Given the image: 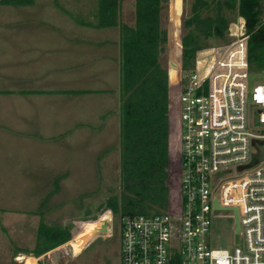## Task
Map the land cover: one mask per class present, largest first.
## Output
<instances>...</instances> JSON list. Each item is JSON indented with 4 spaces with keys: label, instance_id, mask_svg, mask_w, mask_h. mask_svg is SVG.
Masks as SVG:
<instances>
[{
    "label": "rangeland",
    "instance_id": "374dc122",
    "mask_svg": "<svg viewBox=\"0 0 264 264\" xmlns=\"http://www.w3.org/2000/svg\"><path fill=\"white\" fill-rule=\"evenodd\" d=\"M190 1L167 0L163 10V24L167 29L164 63L167 73L172 68L169 59L178 64V85L184 69L182 20L190 13ZM132 2L121 0L122 22H133ZM261 5L260 20L264 22L262 2ZM226 18L227 36L229 28L243 16L236 6L227 12ZM81 21L98 22V0L0 4V90L35 87L36 84H29V77L44 73L51 81L46 82L47 86H55L54 80L62 77L63 85L69 88L106 89L64 98L63 125L56 120L52 125H40V115L36 114L37 120H33L35 116L31 115L29 106L14 100L13 96L7 97L9 101H0V253L5 261L10 260L11 248L19 243L26 248L38 247L33 237L40 226L47 229L58 224L69 238L51 249L59 259L53 254L49 257L52 262L44 259L42 264H120V221L111 207V202L117 200L121 192L119 69L106 57V53L115 48L108 43H85L81 47L73 40L84 37L99 41L110 36L116 27L96 28L82 25ZM68 37L72 41L71 48L65 42ZM222 43L216 40L212 46L198 50L195 59ZM249 76L250 89L264 83L261 71L251 69ZM177 93L167 94L170 153L174 158L171 171L170 161L168 165L166 208L178 197L175 191ZM49 116L58 118L48 112L47 120ZM107 212L109 215L103 216ZM218 213L210 227L212 246L243 247L244 238L234 233L230 212ZM102 220L108 221V229L102 233L104 239H90L93 234L87 230L89 225L94 223L97 227ZM87 239L90 240L83 245Z\"/></svg>",
    "mask_w": 264,
    "mask_h": 264
},
{
    "label": "built area",
    "instance_id": "2783aa9c",
    "mask_svg": "<svg viewBox=\"0 0 264 264\" xmlns=\"http://www.w3.org/2000/svg\"><path fill=\"white\" fill-rule=\"evenodd\" d=\"M226 37L181 70L178 197L160 212L119 218L120 264H264V157L253 158L254 140L264 141V83L249 88L244 19ZM233 208L243 247H213L212 219L233 218Z\"/></svg>",
    "mask_w": 264,
    "mask_h": 264
},
{
    "label": "trees",
    "instance_id": "16d2710c",
    "mask_svg": "<svg viewBox=\"0 0 264 264\" xmlns=\"http://www.w3.org/2000/svg\"><path fill=\"white\" fill-rule=\"evenodd\" d=\"M34 0H0L5 5H28ZM262 0H191L182 20L181 57L184 69L194 66L198 50L226 39L227 12L238 7L248 34L251 69H264ZM167 0H133V22L120 20L121 0H98L95 26H115L119 33V180L121 192L111 202L122 218L166 209L170 122L167 105V67L164 63L167 29L163 10ZM178 156V155H177ZM176 156V158H177ZM173 181V180H172ZM172 181L170 183H172ZM171 184L169 188L170 194ZM105 213L103 216H107ZM42 225V224H41ZM69 238L58 224L40 226L36 252L52 249ZM44 243V244H43Z\"/></svg>",
    "mask_w": 264,
    "mask_h": 264
},
{
    "label": "crops",
    "instance_id": "0c3cea01",
    "mask_svg": "<svg viewBox=\"0 0 264 264\" xmlns=\"http://www.w3.org/2000/svg\"><path fill=\"white\" fill-rule=\"evenodd\" d=\"M82 25H88V26H93L96 28H101L98 26H95L96 23H91L88 24V22L85 21H81L79 22ZM111 27H115V26H108V27H104V28H111ZM117 29V27H116ZM114 29L112 34L110 36H107L106 38H102V40L99 41H94L92 42L91 40H86L84 37H75L73 40L77 45L85 46V43L88 44H104V43H108V44H112L115 48V51L111 52L108 51L106 53V57L110 58L111 60H113L116 63V67H118L119 69V44H118V39H119V33H118V29L116 30ZM65 42L67 44H69V46L72 44V41L68 38H65ZM66 44V45H67ZM71 48V46H70ZM85 50V47H83ZM78 64V63H77ZM34 75H32L31 79H29V84L30 85H35V87H30V86H26L27 88H17L16 90H10V89H5V90H0V101H3V99H8L7 97L9 96H13L14 100L19 101L22 105H26L29 106V111H32L33 117H36V114L40 115L41 119V123H39L40 125H52V122L54 120H56L58 123H60L61 125L63 122V117H62V113H63V100L66 97L69 96H74V97H79V95H83L85 93L88 92H94V91H104L106 90L105 88H98V89H87V88H80L79 86L73 87V88H69L68 86H64L63 85V79L61 78H57L54 80V82H57L54 86H47V83L49 80L47 78V76H45V73L42 75H36L34 78L36 79V81H34L33 78ZM44 76V79H42ZM41 80V81H40ZM51 82V81H49ZM53 82V79H52ZM59 83V84H58ZM9 101V99H8ZM1 103V102H0ZM7 103V102H6ZM19 103V104H20ZM1 105V104H0ZM25 106V107H26ZM20 110V108H19ZM21 111V110H20ZM20 114H22V112H20ZM51 112L52 114L58 115V118H52V116H49L50 118L47 120V113ZM33 120H37V117ZM67 121V119H66ZM4 126V125H1ZM169 196V195H168ZM169 198V197H168ZM20 209V208H19ZM35 216H37L35 214V212H33ZM32 213V214H33ZM34 241L36 242L37 239V235H36V230H35V234H34ZM18 244V243H17ZM85 245V244H84ZM54 253H52V250H46V251H41L40 253L36 252V248H26L20 245V243L17 245V247H13L11 248V258L8 261H5L3 259V255L2 253H0V264H25L24 259L19 258L20 255L24 256V257H32L35 259V264H42V260L44 259H49L50 256H52ZM55 255V254H54ZM55 257L57 259H59V257H57V255H55ZM50 262H52L51 259H49ZM8 262V263H6Z\"/></svg>",
    "mask_w": 264,
    "mask_h": 264
},
{
    "label": "water",
    "instance_id": "95a60500",
    "mask_svg": "<svg viewBox=\"0 0 264 264\" xmlns=\"http://www.w3.org/2000/svg\"><path fill=\"white\" fill-rule=\"evenodd\" d=\"M169 65L172 67L169 72L167 73V88H168V93L169 95L171 94H176L177 93V87H178V64L176 62H173L172 60L169 59L168 61ZM255 152L253 153V158L254 161L260 160L264 157V141L260 142L257 140H254L253 142ZM215 205H217V202H215ZM233 228H234V233L238 234L239 232V222H238V217H237V212L236 209L233 208ZM107 221L102 220L99 222L98 226L94 229V233L99 234V233H105L107 231Z\"/></svg>",
    "mask_w": 264,
    "mask_h": 264
},
{
    "label": "bare ground",
    "instance_id": "6f19581e",
    "mask_svg": "<svg viewBox=\"0 0 264 264\" xmlns=\"http://www.w3.org/2000/svg\"><path fill=\"white\" fill-rule=\"evenodd\" d=\"M177 158H178V157H177ZM175 191H177V193H178L177 183H176ZM106 218H108V217H106ZM104 219H105V218H104ZM107 222H108V221H107ZM96 225H97V223H96ZM95 228H96V226H95V224L93 223V224H90V225H89V227H88L87 230H88V231H91V234H92ZM86 234L90 236L89 233H86ZM84 243H85V242H84ZM19 258L24 259L25 264H35V259L32 258V257H24V256H21V255H20Z\"/></svg>",
    "mask_w": 264,
    "mask_h": 264
},
{
    "label": "flooded vegetation",
    "instance_id": "af4514ba",
    "mask_svg": "<svg viewBox=\"0 0 264 264\" xmlns=\"http://www.w3.org/2000/svg\"><path fill=\"white\" fill-rule=\"evenodd\" d=\"M91 235V234H90ZM94 237H102L104 239V235L102 233H99V234H94L93 237H91L90 239L94 238ZM90 239H87L86 242L84 244H86ZM106 240V239H105ZM83 244V245H84ZM59 257V256H57Z\"/></svg>",
    "mask_w": 264,
    "mask_h": 264
}]
</instances>
